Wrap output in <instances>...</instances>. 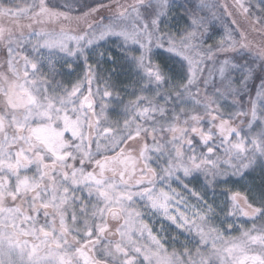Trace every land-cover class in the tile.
<instances>
[{
  "label": "snow or ice",
  "instance_id": "snow-or-ice-1",
  "mask_svg": "<svg viewBox=\"0 0 264 264\" xmlns=\"http://www.w3.org/2000/svg\"><path fill=\"white\" fill-rule=\"evenodd\" d=\"M0 264H264V0H0Z\"/></svg>",
  "mask_w": 264,
  "mask_h": 264
},
{
  "label": "rangeland",
  "instance_id": "rangeland-1",
  "mask_svg": "<svg viewBox=\"0 0 264 264\" xmlns=\"http://www.w3.org/2000/svg\"><path fill=\"white\" fill-rule=\"evenodd\" d=\"M217 27L219 28L220 25L217 24ZM105 47H108V46H105ZM114 54L118 56V53H114ZM91 62L95 63L94 60L91 61ZM111 67H113V65L111 63L102 62L101 67L99 69L100 74L101 75H106L107 73L104 70L105 69H109ZM85 71H87L86 68L80 67V68H77L76 71L74 73H72L71 76L64 75L63 77H57V79H63L65 84H68L70 81L71 82H75L78 78L83 77ZM132 79H133V77H130L129 75H127L126 67L121 70V74L119 75V77H113V80L116 81V83H117V88L115 89V91H119L120 95L124 97L125 101H127L129 99H134V97L131 95V92H132L131 87L128 88L127 92L124 91V86L125 85H130ZM96 87H97V83L93 82L92 90L95 91ZM99 87L103 88V83H100ZM95 99L98 102L100 101V97L99 96H97ZM103 103L107 104L109 106V108H111V107H113L115 105V101L114 100L109 101L108 99H104ZM229 103H230V100H229ZM97 111H99V108H97ZM107 115L109 116L110 119H113V120L120 119L121 121H123V119L125 118L124 115H123L122 106L117 107V111L116 112L109 111L107 113ZM236 180H237V178L233 177L228 185H220L217 188V192L215 194V203L216 204H219L222 200L225 199V197L223 195H221V190L222 189H224L226 187H231L233 190H243L241 188V185L243 183H245V182L241 181V182L237 183V182H235ZM246 181H247L248 184H251L252 182H255V183L259 184L258 183V181H259V173L258 172L257 173H253L252 175L246 177ZM173 187H177V186L174 184ZM189 187H193V185H189ZM205 198L208 200L209 203H213V194L211 192H209L208 196L205 197ZM190 203L191 204H195L196 201L195 200H190ZM230 222L231 221H228V222H226V224L230 223ZM243 222L244 221L242 219L237 221L238 224H242ZM226 224L224 225L225 227H226ZM156 227L157 228L159 227L158 223L156 224ZM173 234H175V233L173 232ZM230 234L231 235H238L237 232H232ZM184 239L185 238L183 236L180 237L181 241H183ZM176 247L179 248V245H176Z\"/></svg>",
  "mask_w": 264,
  "mask_h": 264
},
{
  "label": "trees",
  "instance_id": "trees-1",
  "mask_svg": "<svg viewBox=\"0 0 264 264\" xmlns=\"http://www.w3.org/2000/svg\"><path fill=\"white\" fill-rule=\"evenodd\" d=\"M106 2H107V0H106ZM178 2L179 3H183L184 2V0H178ZM194 2H195V0H194ZM101 15H107V13H101ZM96 19L97 20H99L100 19V17L99 16H97L96 17ZM26 22V21H25ZM106 22V21H105ZM69 26H71V27H73V28H75L77 25H76V23L73 21V22H71V24L69 25V24H65V27H69ZM51 27H56V28H58L59 27V25H56V24H53V25H51ZM173 31H175L176 30V28L175 27H173V29H172ZM260 182V176H259V181H258V183Z\"/></svg>",
  "mask_w": 264,
  "mask_h": 264
}]
</instances>
